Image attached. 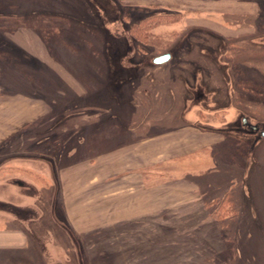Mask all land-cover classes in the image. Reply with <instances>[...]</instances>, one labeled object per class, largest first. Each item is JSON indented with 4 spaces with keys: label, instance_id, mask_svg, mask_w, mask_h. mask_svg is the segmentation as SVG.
I'll use <instances>...</instances> for the list:
<instances>
[{
    "label": "rangeland",
    "instance_id": "rangeland-1",
    "mask_svg": "<svg viewBox=\"0 0 264 264\" xmlns=\"http://www.w3.org/2000/svg\"><path fill=\"white\" fill-rule=\"evenodd\" d=\"M118 1L115 8L131 28L138 58L168 50L174 55L161 68L130 72L134 81L125 86L123 102L120 93L109 95L112 87L118 90L117 83L107 86L113 59L106 57L99 23L82 1L0 0V43L12 42L43 62L38 72L0 47V82L15 85L12 92L26 109L0 120V264H264V234L252 248L238 245L246 238L238 220L242 195L247 202L251 196L240 187V173L251 146L226 136L201 144L179 120L180 83L190 65L205 58L194 51L187 57V50L206 34L220 37L207 59L224 54L231 61L237 107L261 120L264 0ZM156 10L172 14L144 20ZM69 36L92 47L78 52L65 42ZM52 59L69 70L67 64L92 66L101 82L83 97L63 91ZM155 78L163 81L152 96ZM163 88L167 104L159 94ZM13 101L7 95L2 105ZM103 115L116 121L91 128ZM143 125L156 130L140 136ZM172 139L181 157L173 164L157 160L171 150L165 146ZM109 140L112 146L104 150ZM251 154L264 224V141Z\"/></svg>",
    "mask_w": 264,
    "mask_h": 264
},
{
    "label": "flooded vegetation",
    "instance_id": "flooded-vegetation-1",
    "mask_svg": "<svg viewBox=\"0 0 264 264\" xmlns=\"http://www.w3.org/2000/svg\"><path fill=\"white\" fill-rule=\"evenodd\" d=\"M78 1L83 2L84 7L87 9V15L96 19L99 23L97 30H99L100 40L103 42V51L106 57L113 59L112 62H108L109 75L107 76V86L111 88L117 83L118 90L114 91V87H112V93H109V95L112 96L114 92H118L117 94L120 93L118 98H121L123 102L127 97L125 94V86H127L129 82L134 81L132 76H128L130 75V72L138 71L140 68L146 70H151L152 67L161 68L173 60L174 55L171 50L153 56L152 54H143L138 58V48L136 47V40L131 32V28L124 25L119 10L115 8L116 2H119L118 0ZM170 14H172V11L167 14V12L156 10L144 14L143 18L146 20ZM4 17H6V19L21 18L20 15H5ZM206 35L207 37L203 39V42L190 43V49L187 50V57L190 55L191 51H194L200 53L201 56H204L205 58L201 63L193 62L190 65L189 76H186L184 81L182 80V83H180L182 90L179 97L181 102L179 108V120L185 125H194L203 128L204 130L223 134L229 138H235L236 140L237 135L246 137L245 140L247 141V144L252 147L253 151L256 146H260L264 141V136L262 135V133H264V97L261 108V120L247 117L245 113L239 110L235 101L237 97V82L234 80L235 77L229 74L231 61L228 60L224 54H220L218 58H209L211 51H214L215 48L218 47L220 37L217 34ZM209 38L211 39L210 41ZM65 40L70 48H75L76 51H80L81 53L87 50L88 47H92V45L86 40H81L77 36H69L68 38H65ZM260 48H264V44H261ZM206 52H208V54H206ZM163 54H169V60L162 64H156L153 60ZM207 56H209L208 59ZM115 57L117 60H114ZM111 73L114 74L111 75ZM95 78L98 83L101 82L99 76L96 75ZM121 78H124V80H121ZM136 78H138V75ZM171 79L174 80L175 84L178 83L177 76H172ZM162 81L163 80L161 79V81L158 82V80L156 81V78L151 81L152 83H150L151 85L149 88L150 90H154L151 92V95H154V92L156 91L154 89L155 85L158 86ZM159 86L162 85L160 84ZM165 89H160L159 94H161V97L163 100L165 99L167 104V91ZM173 96L176 98V93H174ZM174 103L175 101L173 99V104ZM112 121L116 120H112V118L103 115L99 121L90 126L91 128L95 127V129H97L96 126H100L101 130L102 125ZM251 160L253 163L254 159L252 157ZM253 166L254 168H252V170H254H251L252 172L248 185L245 183L248 182V178L246 177L249 176V174H240V187L241 189L245 188L244 192L250 193L251 196L250 201L247 202L245 195H242L243 200L241 202V211L238 220L243 223L246 238L243 244H238L239 248H243L244 246L252 248L256 238L264 234L263 216L256 204L254 191L256 187V182H254V180H256L254 172L258 165L253 163ZM242 179H245L244 184L242 183ZM16 216L17 218L22 219V215Z\"/></svg>",
    "mask_w": 264,
    "mask_h": 264
},
{
    "label": "crops",
    "instance_id": "crops-1",
    "mask_svg": "<svg viewBox=\"0 0 264 264\" xmlns=\"http://www.w3.org/2000/svg\"><path fill=\"white\" fill-rule=\"evenodd\" d=\"M9 20H12V19H9ZM25 30H28V29H25ZM30 34H32V32L29 33V36H31ZM33 35L34 34H32V36ZM10 44H12V42ZM12 45L15 46V47H17V48H19L15 44H12ZM0 47H1V43H0ZM6 52H8V51H6ZM9 53L12 54V52H9ZM41 63H42V66H43V62H41ZM52 65H53L54 68L52 67ZM67 65H70V68L73 69V70L67 69L68 66L66 67L61 62H58V64L57 63L51 64V68L54 71V77L57 79V82L60 84V86L63 89V91H67V90L68 91H71V92L74 93L75 96H79V97H81V96L83 97L85 94H87L89 92L91 93V91L93 90L92 89V85L94 84V86L95 85L97 86V80H96V78L92 74V72L94 70L93 69H90V71H92V70L93 71L92 72L89 71V68H91L92 66H89L88 69H87V67H86V69H83L81 67V64H79V63H78V65H76V64H67ZM42 66H40L39 69H33V68L32 69L33 70H36L38 72H41L42 71L41 70V67ZM56 67H58V69H56ZM74 68H77V69H74ZM95 72H96V70H95ZM95 72H93V73H95ZM3 85L6 86V89L4 91H6L7 94L5 92H3ZM14 87H15V85H13L12 82H8V81H1L0 82V120H1V117L4 115L5 116V118H4L5 122H7V120L10 118V116L15 117L16 115H20L21 112L26 111L25 108H22L21 106L19 107L18 98H21V97L18 96L17 92H12V90H13ZM77 87H79V88L77 89ZM3 93H5L6 95H3ZM33 93H35V92H33ZM7 95L9 96V98H12L14 101L11 102L10 104H8V105H6V106L3 107V105H2V98H5ZM22 98H23V96H22ZM1 125H2V123L0 122V126ZM192 126H194V125H187L186 124L183 128H185L188 132L189 131H192L191 128L194 129L195 132H196V133H194V135L195 134H196V136L199 135V137H197V139L199 141H201V144H204V143H202V141H205V144H208L209 142H212V141H213L212 143H217V142L223 140V137L225 136L223 134H220V133H217V132H214V131H208V130H204L203 128H199L197 126H194V127H192ZM155 127L156 126H149V127H147V126H144L143 125L139 129H137V133L140 136L141 135L146 136V134H147L146 131L148 132V134H151V132H153L154 130H156ZM7 130H10V128L8 127V124H7ZM177 130H178L177 128H173V131H177ZM142 133H144V134H142ZM5 139L6 138H4L3 140H5ZM146 140H148V139H146ZM236 141H238V140H236ZM173 142H175V145L174 146H172V143ZM139 145L141 146V144H139ZM167 145H170V146H167ZM177 145L178 144H177V142L174 139H172L171 141H169V143H166V146L165 147L170 148L171 150H169L167 152V155H164L163 157L157 158V160H161V159L163 160L164 158H166V159H169L170 161H172L171 159H173L172 162H169L168 160L164 161L166 163L169 162V163L173 164V162L176 161L178 159V157H181V155H179L176 158V155L178 153H180V151H178V152H175L174 151V149H176L178 147ZM103 146H105V148H104V150H105L107 147L112 146V143L109 140V142L107 144H104ZM175 146H177V147H175ZM107 152H109V151H107ZM169 153H172V154H169ZM159 154H157V155H159ZM139 155L140 154H138V156ZM144 155L141 157V159H142V161L144 163H146L145 162V159H144ZM251 161H252L251 160V157H250V155H249V153L247 151L246 164H245V166L242 169V171H241L240 174H248V169L250 168L251 163H252ZM190 172L191 173H194V171H190ZM141 174H144V173L141 172ZM139 184H140L139 187H144L141 183H139ZM160 187H162V186H160ZM22 235H23V237H26L24 234H22ZM18 238H19V236H18ZM16 250H19V248H17Z\"/></svg>",
    "mask_w": 264,
    "mask_h": 264
},
{
    "label": "water",
    "instance_id": "water-1",
    "mask_svg": "<svg viewBox=\"0 0 264 264\" xmlns=\"http://www.w3.org/2000/svg\"><path fill=\"white\" fill-rule=\"evenodd\" d=\"M1 48L4 49L5 51L8 52H12L13 54H15L17 57H19V59H21L25 65L33 68V69H39L40 68V61L36 58H34L33 56H31L30 54H28L27 52L13 46L12 44H10L7 41H2L1 42ZM169 54H163L158 56L157 58H155L153 61L156 64H162L165 63L169 60ZM262 135L264 136V133H262Z\"/></svg>",
    "mask_w": 264,
    "mask_h": 264
},
{
    "label": "bare ground",
    "instance_id": "bare-ground-1",
    "mask_svg": "<svg viewBox=\"0 0 264 264\" xmlns=\"http://www.w3.org/2000/svg\"><path fill=\"white\" fill-rule=\"evenodd\" d=\"M29 3H30V2H29ZM24 5H25V4H24ZM26 5H28L27 2H26ZM30 5H31V4H29V6H30ZM40 6H41V5H40ZM34 8H35V7H34ZM29 29H30V28H29ZM25 31H26V30H25ZM32 31H33V30H32ZM32 31H31V32H32ZM28 33H30V32H28ZM28 33H27V34H28ZM5 35H6V34H5ZM30 35H32V34H30ZM6 36H7V35H6ZM31 38H33V37H31ZM12 40H13V39H12ZM15 42H16V41H15ZM24 42H25V41H24ZM32 42H34V40H33ZM16 43H17V42H16ZM29 43H30V42H29ZM36 43H37V42H36ZM20 44H22V43L20 42ZM20 44H19V45H20ZM31 45H32V43H31ZM31 45H30V47H31ZM25 46H26V45H25ZM22 47H23V46H22ZM27 47H28V46H27ZM51 49H53V48H51ZM88 49H89V48H88ZM28 51H29V50H28ZM50 56H51V55H50ZM50 56H49V57H50ZM47 57H48V56H47ZM50 58H51V57H50ZM50 58H48V59L50 60ZM52 60H53V59H52ZM19 61H20V60H19ZM53 61H54V62H58V61H55V60H53ZM11 66H12V65H11ZM13 68H14V67H13ZM53 68H54V67H53ZM89 70H90V69H89ZM74 71H75V70H74ZM55 72H56V71H55ZM90 72H91V71H90ZM93 74H94V73H93ZM22 77H23V76H22ZM60 77H61V76H60ZM77 81H78V80H77ZM66 82H67V81H66ZM73 84H74V83H73ZM80 84H81V83H80ZM78 88H79V87H77V89H78ZM82 88H83V87H82ZM80 89H81V88H80ZM82 90H83V89H82ZM78 94H79V93H78ZM248 189H249V188H248ZM251 203H252V202H251ZM237 224H238V222H237ZM237 226H238V225H237ZM236 229H237V228H236ZM237 230H238V229H237ZM36 251H37V250H36ZM37 252H38V251H37Z\"/></svg>",
    "mask_w": 264,
    "mask_h": 264
},
{
    "label": "trees",
    "instance_id": "trees-1",
    "mask_svg": "<svg viewBox=\"0 0 264 264\" xmlns=\"http://www.w3.org/2000/svg\"><path fill=\"white\" fill-rule=\"evenodd\" d=\"M168 16V15H167ZM163 17V16H162ZM238 136V135H237ZM237 140H239L240 142H247L246 140H245V138H243L242 140H240V139H237ZM248 146H249V144H247ZM248 153H249V155H250V157H251V153H252V147H249V149H248Z\"/></svg>",
    "mask_w": 264,
    "mask_h": 264
}]
</instances>
